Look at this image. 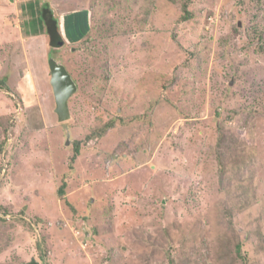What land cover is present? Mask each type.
Masks as SVG:
<instances>
[{
    "label": "rangeland",
    "instance_id": "obj_1",
    "mask_svg": "<svg viewBox=\"0 0 264 264\" xmlns=\"http://www.w3.org/2000/svg\"><path fill=\"white\" fill-rule=\"evenodd\" d=\"M29 1L0 0V264H264V0H53L59 47Z\"/></svg>",
    "mask_w": 264,
    "mask_h": 264
},
{
    "label": "trees",
    "instance_id": "obj_2",
    "mask_svg": "<svg viewBox=\"0 0 264 264\" xmlns=\"http://www.w3.org/2000/svg\"><path fill=\"white\" fill-rule=\"evenodd\" d=\"M30 4V5H29ZM187 4L184 3V18L187 19L190 16L189 11H187ZM24 9L23 10H29V8L31 9V14L33 17V22L31 23V28L27 31L33 35L36 34H47L48 38H49V43L55 47H59L61 46V44L63 43V36L62 33L60 31V24H59V19L58 17L54 14L53 9L50 6H47V4H44L43 6H36L32 1H29L28 4L23 6ZM42 8V9H41ZM39 9V11H38ZM37 11L39 12V15H37ZM26 29V26H25ZM53 58L52 56L49 58V60ZM7 78L3 77L0 78V87L1 85H4L6 83ZM113 122L109 121L108 123H106L104 126L98 128L96 130L98 136L103 135L108 129H110L113 126ZM87 137H91V134L88 135ZM80 144L81 141L77 140L76 141V146H75V153L72 157V161L75 160V158L79 155L80 152ZM223 169V167H222ZM64 186V185H63ZM63 186L60 188L59 192L60 194L64 195V189Z\"/></svg>",
    "mask_w": 264,
    "mask_h": 264
},
{
    "label": "water",
    "instance_id": "obj_3",
    "mask_svg": "<svg viewBox=\"0 0 264 264\" xmlns=\"http://www.w3.org/2000/svg\"><path fill=\"white\" fill-rule=\"evenodd\" d=\"M49 67L56 100L55 111L61 121L66 120L70 117L69 99L77 90V85L66 66L55 58L49 60Z\"/></svg>",
    "mask_w": 264,
    "mask_h": 264
},
{
    "label": "crops",
    "instance_id": "obj_4",
    "mask_svg": "<svg viewBox=\"0 0 264 264\" xmlns=\"http://www.w3.org/2000/svg\"><path fill=\"white\" fill-rule=\"evenodd\" d=\"M46 3H48V4H50V7L53 9V11H54V14L56 15V16H59V18H60V20H61V22H62V25H63V22H64V19H66L69 15L72 17V21H73V18H74V22H73V24L74 25H76V17H75V11L74 12H72V11H64V12H62V10L60 11V9L61 8H59V7H57V4L55 5V3H54V1L53 0H41V6H43L44 4H46ZM37 7L38 6H40V5H38V4H35ZM5 5H2V7H3V9L5 8V13L7 12V7H4ZM1 7V6H0ZM22 9H24V7H22ZM65 17V18H64ZM7 25V22H6V19H3V13L2 14H0V31H4V30H6L7 31V29L5 28V26ZM61 31V30H60ZM5 32V31H4ZM62 33V32H61ZM62 35H63V33H62ZM79 35V34H78ZM44 36H46V35H44ZM0 37H2L1 36V34H0ZM48 37V36H47ZM3 38V37H2ZM1 39V38H0Z\"/></svg>",
    "mask_w": 264,
    "mask_h": 264
}]
</instances>
